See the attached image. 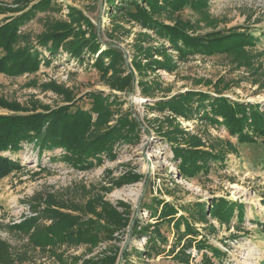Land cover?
Listing matches in <instances>:
<instances>
[{
    "label": "rangeland",
    "instance_id": "1",
    "mask_svg": "<svg viewBox=\"0 0 264 264\" xmlns=\"http://www.w3.org/2000/svg\"><path fill=\"white\" fill-rule=\"evenodd\" d=\"M16 1L0 0V22L7 16L19 14L12 12L18 5ZM67 5L76 7L85 16L81 29L87 31L86 35L89 32L96 34L102 48L112 45L120 49L125 72L119 75L123 77L130 71L133 75L130 86L123 91L111 90L107 81L112 78L105 80L101 77L100 72L90 66L92 58L90 62L77 63L68 54L56 52L46 64L43 57H48V53L38 47L40 64L36 71L14 76L0 72V96L25 107L35 103L54 108L62 104L63 96L47 86L52 82L71 91L74 97L71 110H74L76 106L83 109L90 107V99L85 96L88 91L113 93L118 96L114 109L131 113V117L138 121L140 139L135 144L117 147L116 158L112 160L103 158L99 163L93 160L94 165L87 169L68 164L61 158V149L39 151L34 143L11 153L21 167L0 179V237L8 241L13 253H27L28 259L17 264H85L87 261L124 264V259L126 264H197L202 251L197 252L194 244L187 249L190 253L188 263L174 257L171 247L177 240L172 223L159 224L167 244L161 245V251L149 259L145 258L144 262L138 258L136 251L145 249L146 237L135 236L131 230L136 221H139V226L154 224L155 220L150 216L152 211H149L153 209L154 199L161 198L180 207L220 196L243 205V221L236 226L234 219L227 227L210 218L216 231L208 232L203 230L205 222L188 218L206 236L207 244L226 254L223 258L214 257L211 252L207 255L212 256L214 264H264V142L257 139L254 144H241L221 125H212L198 117L190 120L176 117L174 124L181 125L192 136L200 137L204 143L219 144V141L229 140L235 149L233 153H225L222 166H213L207 174L183 178L177 174L169 146L155 135L156 127L166 128V118L172 116L150 108L161 98L188 89L214 94L213 85L216 84L222 95L232 100L256 102L264 110V0H209L205 9L185 7L178 14V18L196 24L199 33L237 27L239 31H249L259 37L252 47L245 48L251 57V66L239 63L232 55L196 54L177 62L174 70L155 69L145 71L143 75L133 66L134 56L137 55L135 46L142 43L144 47L154 48L167 46L168 43L126 17L115 15L118 13L113 7L121 5L119 0H113L112 4L108 0H53L50 8L36 13L20 27L21 41L33 44L37 35L48 26L67 21ZM161 19L170 21L165 17ZM141 33L150 38L143 40ZM167 53L172 59L176 58V52L169 49ZM154 58L161 59L156 55ZM141 62L145 63V60L141 58ZM140 81L151 82L153 88L150 93H142ZM205 81L210 84L205 85ZM6 112V109L0 108V113ZM117 116L115 114L112 119ZM114 120L109 123L113 124ZM126 172L135 173L139 178L120 186L113 184L114 179ZM128 189L138 195L129 197L126 195ZM49 195L68 206L83 205L89 198L100 195L120 212L125 209L118 206L122 201L128 207L125 212L128 224L95 246L81 243L60 244L45 249L28 247L26 239L9 230L7 225L35 214L30 208L34 199ZM181 213L188 216L183 208L177 215ZM180 229H184L182 224ZM184 241L185 238H182L180 244ZM111 257L114 260L107 262Z\"/></svg>",
    "mask_w": 264,
    "mask_h": 264
},
{
    "label": "trees",
    "instance_id": "2",
    "mask_svg": "<svg viewBox=\"0 0 264 264\" xmlns=\"http://www.w3.org/2000/svg\"><path fill=\"white\" fill-rule=\"evenodd\" d=\"M52 2L53 0H18V5L12 12L19 14L7 16L0 22V72L14 76L36 71L40 64L38 47H41L48 53V57H43L46 64L50 63V58L56 52L68 54L77 63L90 62L92 58L90 66L98 70L105 80L112 78L107 81L111 90L123 91L130 86L132 73L129 71L123 77L119 75L125 72L120 49L112 45L102 48L96 34L89 32L86 35L87 31L81 29L86 18L72 5L66 6L67 21L48 26L37 35L33 44L21 41L23 36L20 27L36 13L50 8ZM112 2L113 0H108L109 4ZM119 2L121 5L113 7L118 14H113L126 17L130 22L150 30L157 38L168 43L167 46L154 48L144 47L142 43L135 46L137 55L134 56L133 66L141 75L155 69L174 70L177 62L196 54L232 55L239 63L251 66V57L245 48L252 47L259 37L249 31H239L237 27L199 33L196 24L178 18V14L185 7L205 9L209 0ZM109 15H112L111 11ZM161 17L170 21H163ZM140 36L142 39L150 38L146 33H141ZM169 49L176 52L175 59L167 53ZM155 55L161 59L154 58ZM141 58L145 63L141 62ZM204 84L208 85L210 82L205 81ZM139 85L144 94L150 93L153 88L151 82L147 81H140ZM47 86L63 96L61 105L51 108L32 103L25 107L0 96V108L7 110L6 113H0V179L21 167L19 160L11 157V153L30 143L37 144L39 151L61 149V158L68 164L74 168L87 169L94 165L93 160L99 163L103 158H116L117 147L139 141L138 121L131 117V113H121L114 109L118 101L117 95L100 90L88 91L85 96L90 99V107L83 109L76 106L71 110L74 106L71 91L52 82ZM213 88L214 94L192 89L177 92L161 98L150 107L162 113L168 112L172 116L166 118V128L156 127L155 135L169 146L177 174L183 178H193L200 173L207 174L213 166H222L225 153H233L235 149L229 140L219 141V144L204 143L200 137L192 136L181 125L174 124L176 117L185 120L198 117L212 125H221L241 144H254L257 139L264 142V110L260 105L256 102L232 100L222 95L216 84ZM115 114L118 116L114 120L112 118ZM112 120L114 123L110 124ZM138 178L137 174L126 172L112 182L120 186ZM118 206H124L125 209L120 212L100 195L89 198L83 205L69 206L49 195L34 199L30 208L35 214L8 224L7 228L25 238L26 246L31 248L45 249L60 244L81 243L95 246L102 239L111 238L115 231L128 224V215H125L128 207L122 201ZM181 208L188 212L187 217L182 213L177 215ZM243 210L241 203L222 196L180 207L161 198L154 199L153 209H149L152 211L150 216L154 218V224L139 226V221H136L131 230L135 236L146 237L145 249L136 251V255L144 262L145 258L149 259L161 251L160 246L166 245L167 239L160 233L159 224L167 222L176 228L177 241L171 247L175 258L188 263L190 253L187 249L194 244L197 252L202 251L201 260L197 264H214L211 257L223 258L225 252L207 244L206 236L188 218L205 222L203 230L215 232L216 227L210 222V218L219 222L220 226L224 224L227 227L235 219L234 224L237 226L243 221ZM48 220L50 222L46 223ZM181 224L183 230L180 229ZM182 238L185 241L180 244ZM207 252H211L212 256L209 257ZM27 259V253H13L8 241L0 237V264H17ZM113 260L114 257H111L106 261ZM85 264L97 263L87 261Z\"/></svg>",
    "mask_w": 264,
    "mask_h": 264
},
{
    "label": "bare ground",
    "instance_id": "3",
    "mask_svg": "<svg viewBox=\"0 0 264 264\" xmlns=\"http://www.w3.org/2000/svg\"><path fill=\"white\" fill-rule=\"evenodd\" d=\"M27 160H28V158L25 161H27ZM126 195H128L129 197H136L138 195V193L132 189H128L126 191Z\"/></svg>",
    "mask_w": 264,
    "mask_h": 264
}]
</instances>
